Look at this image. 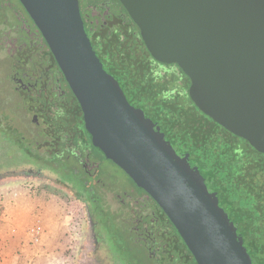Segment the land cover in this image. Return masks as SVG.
<instances>
[{"label": "rangeland", "instance_id": "1", "mask_svg": "<svg viewBox=\"0 0 264 264\" xmlns=\"http://www.w3.org/2000/svg\"><path fill=\"white\" fill-rule=\"evenodd\" d=\"M78 1L113 87L252 264H264V155L195 107L188 77L150 58L116 0ZM0 164L12 171L0 173V264H195L163 213L148 209L153 200L89 144L82 110L18 0H0Z\"/></svg>", "mask_w": 264, "mask_h": 264}, {"label": "water", "instance_id": "2", "mask_svg": "<svg viewBox=\"0 0 264 264\" xmlns=\"http://www.w3.org/2000/svg\"><path fill=\"white\" fill-rule=\"evenodd\" d=\"M79 104L84 132L163 210L197 264H247L203 191L113 87L78 0H18ZM151 57L188 77L196 108L264 155V0H117Z\"/></svg>", "mask_w": 264, "mask_h": 264}, {"label": "trees", "instance_id": "3", "mask_svg": "<svg viewBox=\"0 0 264 264\" xmlns=\"http://www.w3.org/2000/svg\"><path fill=\"white\" fill-rule=\"evenodd\" d=\"M117 1V0H116ZM118 2V1H117ZM119 3V2H118ZM120 4V3H119ZM121 5V4H120ZM121 7H122V5H121ZM123 8V7H122ZM123 10H124V8H123ZM125 11V10H124ZM126 12V11H125ZM80 13V12H79ZM128 15V14H127ZM129 17V16H128ZM131 20V19H130ZM83 21V20H82ZM136 26V25H135ZM137 28V27H136ZM137 31H138V38H139V43H140V46L142 47V48H144L145 50H146V48H145V46H144V44H143V42H142V40H141V37H140V33H139V30H138V28H137ZM86 35H87V33H86ZM93 49V48H92ZM147 51V50H146ZM147 53H148V51H147ZM149 54V53H148ZM149 56H150V58L152 59V60H154L152 57H151V55L149 54ZM162 64V63H161ZM171 66H174L175 64H170ZM175 66H177V65H175ZM178 67V66H177ZM60 70V69H59ZM180 70V69H179ZM181 71V70H180ZM61 72V71H60ZM182 72V71H181ZM184 74V73H183ZM61 75H62V73H61ZM62 77H63V75H62ZM63 79H64V77H63ZM64 81H65V79H64ZM188 82H189V85H190V81H189V79H188ZM65 83H66V81H65ZM66 85H67V87H68V89L70 90V88H69V86H68V84L66 83ZM70 92H71V90H70ZM71 94H72V92H71ZM72 96H73V94H72ZM193 103V102H192ZM194 104V103H193ZM196 107V106H195ZM203 114V113H202ZM209 118V117H208ZM221 127V126H220ZM224 129V128H223ZM228 132V131H227ZM85 133V132H84ZM85 137H86V135H85ZM239 138V137H238ZM86 139H87V137H86ZM241 139V138H240ZM243 140V139H242ZM87 141H88V139H87ZM89 142V141H88ZM89 144H90V142H89ZM91 145V144H90ZM92 147H93V149L96 151V153L100 156V157H102L103 158V156L98 152V150H97V148L96 147H94L93 145H91ZM258 153V152H257ZM260 154V153H259ZM104 159V158H103ZM5 165V164H4ZM4 165L3 164H0V173H7L8 171H9V173H12V171L11 170H7V169H5V167H4ZM32 172H37L36 171V169H32L31 170ZM131 181H132V183L139 189V191H141V192H144L142 189H141V187L139 186V184L137 183V182H135L133 179H131L130 177H128ZM145 193V192H144ZM204 193V192H203ZM205 194V193H204ZM76 198H77V194H76ZM153 200V199H152ZM153 202L155 203V205L158 207V209L163 213V215L166 217V215H165V213L163 212V210L158 206V204L153 200ZM214 207V206H213ZM215 208V207H214ZM215 210L217 211V213L219 214V216L224 220V222L226 223V225H227V227H228V229L230 230V232L233 234V236H234V238H235V240L237 241V243H238V245H239V247H240V249H241V251H242V253H243V255H244V257H245V260H246V263L247 264H252V260H251V257H250V255L249 254H247V251H246V249H245V246H244V244L242 243V242H240V241H238V239H237V236L233 233V230L230 228V226H229V224L227 223V221L223 218V216L221 215V213H219L218 212V210L215 208ZM2 215H3V208H1L0 207V226L2 225V222H3V220H2ZM166 219L168 220V218L166 217ZM169 221V220H168ZM169 223L171 224V222L169 221ZM171 226H172V228L176 231V229L174 228V226L171 224ZM176 233H177V231H176ZM178 234V233H177ZM178 236L180 237V235L178 234ZM181 238V237H180ZM182 240V239H181ZM182 242L184 243V241L182 240ZM184 245H185V243H184ZM186 246V245H185ZM187 248V247H186ZM187 251H188V253H189V255L191 256V258L193 259V261L195 262V260H194V258L192 257V255H191V253H190V251L188 250V248H187ZM195 264H197L196 262H195Z\"/></svg>", "mask_w": 264, "mask_h": 264}, {"label": "crops", "instance_id": "4", "mask_svg": "<svg viewBox=\"0 0 264 264\" xmlns=\"http://www.w3.org/2000/svg\"><path fill=\"white\" fill-rule=\"evenodd\" d=\"M134 187H135V192H137V193H139V189L134 185ZM149 206H151V207H149ZM147 207H148V209L149 210H151L152 212H155V213H159V209H158V207H156V205H153V203H152V205H147ZM146 207V208H147ZM15 227H17L16 225H14ZM15 261H17V260H15Z\"/></svg>", "mask_w": 264, "mask_h": 264}]
</instances>
